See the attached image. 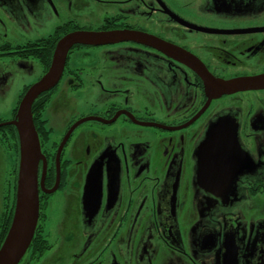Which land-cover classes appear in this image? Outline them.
<instances>
[{
    "label": "flooded vegetation",
    "instance_id": "1",
    "mask_svg": "<svg viewBox=\"0 0 264 264\" xmlns=\"http://www.w3.org/2000/svg\"><path fill=\"white\" fill-rule=\"evenodd\" d=\"M73 30L141 31L189 57L132 39L67 51L31 106L39 218L17 264H264V87L203 80L264 74V0H0V96L24 80L0 136Z\"/></svg>",
    "mask_w": 264,
    "mask_h": 264
},
{
    "label": "water",
    "instance_id": "2",
    "mask_svg": "<svg viewBox=\"0 0 264 264\" xmlns=\"http://www.w3.org/2000/svg\"><path fill=\"white\" fill-rule=\"evenodd\" d=\"M132 39L155 46L177 57L188 58L189 55L172 44L158 40L151 34L133 30L116 31H89L73 30L63 35L55 44L52 53L50 67L43 76L33 83L22 97L13 120L5 124L14 125L18 134V171L16 180V192L14 211L7 234L0 245V264H17L21 256L27 251L36 229L39 213L38 195V161L42 157L38 133L32 120L31 106L35 98L46 90L51 89L60 78L64 68L67 51L74 44H104L117 42V40ZM203 80L208 84L209 90L215 94L236 92L240 89L264 87V74L253 77H236L235 79L212 78L204 76ZM223 132L217 130L215 133ZM225 132V131H224ZM213 131L208 132L204 148H211L210 144L217 141L211 138ZM235 144V140H234ZM235 148V146H233Z\"/></svg>",
    "mask_w": 264,
    "mask_h": 264
},
{
    "label": "rangeland",
    "instance_id": "3",
    "mask_svg": "<svg viewBox=\"0 0 264 264\" xmlns=\"http://www.w3.org/2000/svg\"><path fill=\"white\" fill-rule=\"evenodd\" d=\"M26 30L28 32V34H26L27 36L30 38H36L41 36L43 33L51 32L52 29L50 28L46 29L45 31H40L37 26L30 24ZM12 78L13 79L11 82H9V84L5 87V90L2 91L3 95L0 96V118L4 119L11 117L16 94L24 83V80H21L16 75ZM16 158L17 153H15L13 142L10 141L7 130H4L3 134L0 136V212L2 210L1 205L3 203V196L6 194V192L8 193L7 182L14 178L13 172L16 165Z\"/></svg>",
    "mask_w": 264,
    "mask_h": 264
},
{
    "label": "trees",
    "instance_id": "4",
    "mask_svg": "<svg viewBox=\"0 0 264 264\" xmlns=\"http://www.w3.org/2000/svg\"><path fill=\"white\" fill-rule=\"evenodd\" d=\"M49 39V38H48ZM50 40V39H49ZM50 42V41H49ZM53 45L54 44H52V46H49V50H48V53H52L51 52V49L53 48ZM52 51H53V49H52ZM6 130H7V132L9 133V137H10V141H12L13 142V145H14V148H15V152L17 153V158H16V162H15V169H16V171H15V175H16V180H17V176H18V174H17V171H18V166H19V164H18V159H19V153H18V147H19V142H18V134H17V132H16V129H15V126L14 125H11V126H6ZM16 180H15V192H16ZM14 196H15V193H14ZM15 198H16V196H15ZM14 203H15V200H14V202H13V204H12V208H11V210H10V212H9V215H8V217H7V219H6V226H5V231L3 232V234L1 235V238H0V245H1V243L3 242V240H4V237H5V235L7 234V231H8V227H9V225H10V223H11V220H12V214H13V211H14Z\"/></svg>",
    "mask_w": 264,
    "mask_h": 264
}]
</instances>
